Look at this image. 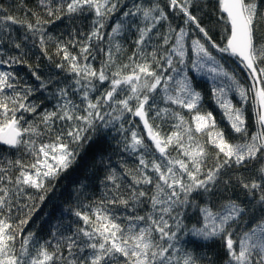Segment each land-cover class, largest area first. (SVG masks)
<instances>
[{"label": "snow or ice", "instance_id": "snow-or-ice-1", "mask_svg": "<svg viewBox=\"0 0 264 264\" xmlns=\"http://www.w3.org/2000/svg\"><path fill=\"white\" fill-rule=\"evenodd\" d=\"M207 6L36 0L32 10L22 0L24 18L0 6V65H27L39 82L0 70V152L17 153L0 160V264H264V0H215L219 40L202 22ZM57 21L69 39L51 34ZM50 43L57 74L42 77L25 57L39 48L52 62ZM192 73L212 82L228 131L203 110ZM112 132L134 166H109L102 194L69 209L48 239L25 232L33 208L22 201L38 193L43 203L50 183ZM256 163L253 178L232 175ZM234 188L243 199L224 198ZM212 245L223 257L199 251Z\"/></svg>", "mask_w": 264, "mask_h": 264}, {"label": "trees", "instance_id": "trees-1", "mask_svg": "<svg viewBox=\"0 0 264 264\" xmlns=\"http://www.w3.org/2000/svg\"><path fill=\"white\" fill-rule=\"evenodd\" d=\"M130 2V0H129ZM22 0H0V6L6 10L7 14L17 16L18 18H24L25 8L21 7ZM23 4L28 9L38 10L36 8V0H23ZM215 0H208V6L204 10L203 20L204 25L213 29L214 38L219 40L220 29L214 26L215 12L213 5ZM16 29L15 34L19 36L22 29L19 26H13ZM83 30L86 32L87 22L83 25ZM49 31L53 37H59L62 40L69 39L68 28L66 23H61L57 21L55 24L49 27ZM31 47V46H29ZM130 51V49H129ZM48 53L53 57L52 62H50L43 53L40 52L39 48H32L31 52L25 59H27L28 65H31L32 69L36 70L38 74L42 77H47L49 75L57 74V70L54 67L55 62L58 61V57L55 56V47L52 43L49 44ZM15 54V51L12 52ZM103 59L102 56H98L96 61H94V66H99L100 60ZM39 65V67H37ZM226 66L230 70H234L237 77L240 79L241 83L246 87L249 86L250 81L248 80L246 73L242 70V67H237L235 64L228 61ZM0 70L3 71H14L18 77H22V82H27L33 86L38 85V81L34 79L31 75V71L27 65H14L12 68H8L7 65H0ZM63 76V73H58ZM197 83V90L202 91L204 94V100L202 102V108L205 111H211L217 120L218 125L228 131L227 121L222 118V113L219 107L215 104L212 94H211V81L207 80V77L202 75H197L192 73ZM37 102L43 100L45 107L51 108L52 103L44 97L37 93ZM230 98L233 99L234 103L238 97L234 93L230 94ZM249 107V123L251 124V106ZM186 118L187 112L185 110ZM164 131H169V126H164ZM115 137V139H113ZM120 136L116 132H112L107 138H99L94 142L93 146L85 154H82L81 158L77 160L71 168L61 174V176L50 183L51 190L47 193L46 199L41 203L38 199L39 194L33 193L36 197L35 202L22 201V203H28L30 207L33 208L32 218L29 223L25 226V232L34 231L39 240H45L49 238V233L52 226L57 224L59 221H64L72 219L68 210L75 208L79 202L87 203L88 199L97 198L102 194L103 185L101 181L103 180L108 167H117L121 161H126L129 167L134 166L136 161L130 157L127 153H123L119 150L117 146V141L120 140ZM234 139V137H233ZM175 154V153H173ZM15 159L17 153L15 150H10L6 152H0V160L4 157ZM259 167V163L254 166H250L248 171L243 169H233L232 175L238 176L243 175L245 178H253L255 176V170ZM84 186V187H82ZM233 198H244V193L239 188L230 189L225 194V199L227 197ZM219 201H217V204ZM28 209H23L18 214L17 219H23L27 214ZM189 227L196 224V220L192 219L187 221ZM197 226H201L197 224ZM187 239V238H185ZM200 252H208L210 255L215 256L219 253V257H223V251L218 245H212L210 249H200ZM220 264H223L222 259Z\"/></svg>", "mask_w": 264, "mask_h": 264}, {"label": "water", "instance_id": "water-1", "mask_svg": "<svg viewBox=\"0 0 264 264\" xmlns=\"http://www.w3.org/2000/svg\"><path fill=\"white\" fill-rule=\"evenodd\" d=\"M242 67V66H241Z\"/></svg>", "mask_w": 264, "mask_h": 264}]
</instances>
